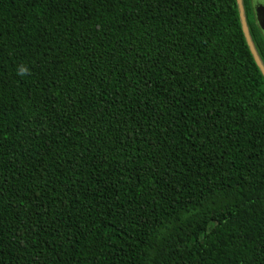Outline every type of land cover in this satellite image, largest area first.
I'll return each instance as SVG.
<instances>
[{
    "label": "trees",
    "instance_id": "1",
    "mask_svg": "<svg viewBox=\"0 0 264 264\" xmlns=\"http://www.w3.org/2000/svg\"><path fill=\"white\" fill-rule=\"evenodd\" d=\"M0 264H264L237 0H0Z\"/></svg>",
    "mask_w": 264,
    "mask_h": 264
},
{
    "label": "water",
    "instance_id": "2",
    "mask_svg": "<svg viewBox=\"0 0 264 264\" xmlns=\"http://www.w3.org/2000/svg\"><path fill=\"white\" fill-rule=\"evenodd\" d=\"M237 4H238L239 15H240L243 33L245 35L247 44H248L249 49H250V51L254 57L256 64L258 65L259 69L261 70L262 74L264 75V62L262 61V58H261L260 54L258 53V50L254 44V41L252 39L250 30H249V26H248L246 14H245L244 2H243V0H237Z\"/></svg>",
    "mask_w": 264,
    "mask_h": 264
},
{
    "label": "flooded vegetation",
    "instance_id": "3",
    "mask_svg": "<svg viewBox=\"0 0 264 264\" xmlns=\"http://www.w3.org/2000/svg\"><path fill=\"white\" fill-rule=\"evenodd\" d=\"M244 7L247 20V13H250L249 17H251L252 20L255 22L260 32L263 34L264 38V0H246L244 2Z\"/></svg>",
    "mask_w": 264,
    "mask_h": 264
}]
</instances>
